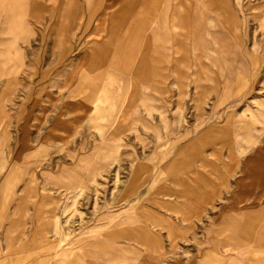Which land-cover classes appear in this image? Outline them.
<instances>
[{"label": "rangeland", "instance_id": "374dc122", "mask_svg": "<svg viewBox=\"0 0 264 264\" xmlns=\"http://www.w3.org/2000/svg\"><path fill=\"white\" fill-rule=\"evenodd\" d=\"M6 1L0 264H264V0Z\"/></svg>", "mask_w": 264, "mask_h": 264}, {"label": "crops", "instance_id": "0c3cea01", "mask_svg": "<svg viewBox=\"0 0 264 264\" xmlns=\"http://www.w3.org/2000/svg\"><path fill=\"white\" fill-rule=\"evenodd\" d=\"M101 14L97 15V17L93 20L95 22L94 32L96 34H100V30H101V28H100V24H102ZM173 26L175 27L176 25H173ZM70 30L72 32L77 30V26L75 25V22L73 25H71ZM74 33H73V35H75ZM147 37H148V31L145 29V33H143L142 38L145 41L147 39ZM249 164H250L249 172H248V175L246 178L248 181L246 180V183L241 186L242 191L239 194V198L240 199L247 198L249 196L248 190L252 189V187L255 184H259L260 185V192H259V195L257 197L259 199L262 196H264V155H260V156H258V158L251 160L249 162Z\"/></svg>", "mask_w": 264, "mask_h": 264}, {"label": "bare ground", "instance_id": "6f19581e", "mask_svg": "<svg viewBox=\"0 0 264 264\" xmlns=\"http://www.w3.org/2000/svg\"><path fill=\"white\" fill-rule=\"evenodd\" d=\"M4 4H8V2L6 1V0H0V10H3V6H4ZM8 7H9V5H8ZM4 31H8V29L7 28H4L3 29ZM18 33V32H17ZM15 33V34H13V38H16V37H18V36H20V33ZM22 34V33H21ZM13 40V39H12ZM4 52H5V50H4ZM9 52H10V50H9ZM12 54V53H11ZM14 54H15V52H14ZM9 55V54H8ZM13 56V55H12ZM16 57V56H15ZM5 58V57H4ZM9 58H10V56H9ZM15 59V58H14ZM19 59V58H18ZM17 59V60H18ZM17 62V61H16ZM16 62H13V63H16ZM14 66V65H13ZM17 67V66H16ZM15 67V68H16ZM11 70H13V69H11Z\"/></svg>", "mask_w": 264, "mask_h": 264}]
</instances>
